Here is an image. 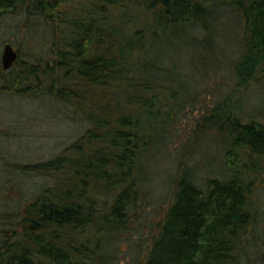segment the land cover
Masks as SVG:
<instances>
[{"label": "trees", "instance_id": "trees-1", "mask_svg": "<svg viewBox=\"0 0 264 264\" xmlns=\"http://www.w3.org/2000/svg\"><path fill=\"white\" fill-rule=\"evenodd\" d=\"M21 10L47 21L48 52L0 61V93L50 96L85 127L47 158L12 163L48 180L0 208V264H115L139 217L149 152L220 66L226 87L197 123L221 135L223 174L199 181L176 165L135 264H253L264 104L248 93L259 81L264 91V0H0V19Z\"/></svg>", "mask_w": 264, "mask_h": 264}, {"label": "rangeland", "instance_id": "rangeland-1", "mask_svg": "<svg viewBox=\"0 0 264 264\" xmlns=\"http://www.w3.org/2000/svg\"><path fill=\"white\" fill-rule=\"evenodd\" d=\"M228 30L234 34L231 27ZM48 32L47 21L32 12L27 14L21 10L5 14L0 19V61L5 41H10L19 53L46 54L50 40ZM229 50L232 57L236 55V48L230 46ZM223 69L224 66L217 71L211 69L199 80L195 91L188 93L184 106L177 111L164 141L149 152L142 206L131 229L137 238L134 240L131 236L133 241L129 240L128 235L132 233H125L127 237L114 251L111 263L135 264L143 256L147 234L168 202L171 177L179 162L193 166L199 181L206 175L223 174L221 135L214 129L202 130L197 123L202 121V115L226 87L222 86L225 79ZM260 86V81L252 85L258 93L250 91L249 102L254 98L257 104H264V91ZM74 112L70 105L50 96L0 93V208H10L17 199L30 196L31 191L47 179L32 173L22 175L12 163L47 158L70 142L85 127V121ZM73 114L76 116L72 117ZM262 192L264 194V190ZM7 200L9 204L5 202ZM255 228L258 243L252 251L261 252L264 249V214ZM257 252L251 255L253 264H264Z\"/></svg>", "mask_w": 264, "mask_h": 264}, {"label": "water", "instance_id": "water-1", "mask_svg": "<svg viewBox=\"0 0 264 264\" xmlns=\"http://www.w3.org/2000/svg\"><path fill=\"white\" fill-rule=\"evenodd\" d=\"M18 56L17 49L10 41H5L1 52V64L4 68L9 67Z\"/></svg>", "mask_w": 264, "mask_h": 264}]
</instances>
